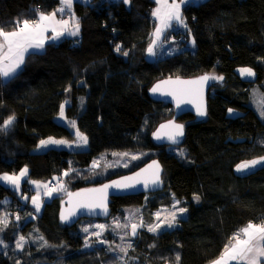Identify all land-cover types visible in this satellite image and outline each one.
<instances>
[{
  "label": "trees",
  "instance_id": "16d2710c",
  "mask_svg": "<svg viewBox=\"0 0 264 264\" xmlns=\"http://www.w3.org/2000/svg\"><path fill=\"white\" fill-rule=\"evenodd\" d=\"M60 6L59 0H0V27L11 30L17 20L35 19L40 11L48 14ZM155 6V0L75 2L71 13L79 20V36L47 44L43 52L29 54L11 79L0 78V124L15 116L0 131V175L27 168L22 190L28 191L29 182L45 183L71 167L85 169L99 154L153 152L151 159L163 168L162 190L148 194L145 204L146 195L113 198L111 215L144 205L150 221L152 209L169 206L174 198L182 201L187 216L159 234L140 230L130 255L137 264H176L177 255L179 264H209L238 230L249 222L264 223V168L247 177L234 173L240 162L264 156V123L247 105L250 88L264 84V0H205L184 6L187 29L176 37L189 38L192 47L184 42L174 54L149 61ZM240 67L251 68L255 80L241 79L236 73ZM201 74L223 79L208 93L204 120L195 121L190 114L178 119L185 125L179 148L186 153L177 156L152 142V132L172 117L173 109L154 102L148 89L161 79ZM61 104L63 118L87 137V149L37 151L46 138L72 140L71 130L59 120ZM230 109L240 115H228ZM72 176L69 192L105 181L89 184ZM195 196L199 203L192 201ZM64 198L54 197L30 218L21 195L0 184V214L11 217V224H0V264H119L101 249H83L77 225L59 222ZM30 231L51 250L27 246L14 253L16 238Z\"/></svg>",
  "mask_w": 264,
  "mask_h": 264
},
{
  "label": "snow or ice",
  "instance_id": "6c2138e0",
  "mask_svg": "<svg viewBox=\"0 0 264 264\" xmlns=\"http://www.w3.org/2000/svg\"><path fill=\"white\" fill-rule=\"evenodd\" d=\"M60 7L54 10L51 13H44L40 11L38 13L37 19H23L17 20L15 22L14 28L11 31H5L3 27H0V76L10 77L16 73L17 69L24 63V55L28 52L29 49H43L45 40L49 37L45 36L49 30L53 33L51 39H59V37L67 34L70 36H77L80 31L79 20L75 17L74 14L71 15V19H57V13H64L68 10L71 13L73 0H59ZM125 4H130L131 0H123ZM186 2V0H156V4L158 5L152 12V16L155 17L159 22L160 26L155 28L153 33L152 44L148 48V53L150 55H154V47L156 45L157 40L160 38L163 31L171 26L172 21H176L179 24H184V19L181 13V6ZM186 27V25H185ZM121 46H116V51H120ZM125 56L128 55L127 52L123 53ZM241 75L254 76L255 73L251 68H241L239 69ZM209 79H223V77L209 76L205 75L200 77L197 80L193 81H164L165 84L174 83L177 85H196L202 86ZM160 89V85H157L152 89L153 92H156ZM70 90V89H69ZM178 103L180 102V97L185 95H202V87H187V88H178L176 90ZM67 103V101L65 102ZM264 103V102H262ZM64 104L60 106V116L63 118L64 116ZM232 111L231 109L229 110ZM198 115H205L206 112L204 109L198 105L197 106ZM261 115L264 116V111H261ZM15 120V116H9L6 120L0 124V131L6 130L9 126L12 125ZM73 126H75V122H72ZM161 129H170V131L166 132L165 135L172 143H177V138L182 137L184 135V126L181 124H175L173 121H169L168 124L161 125ZM77 137L84 144L87 143V137L80 133L77 130ZM157 139L161 138V133L157 132L154 134ZM68 141L65 140H55L49 138L48 140H42L40 142L41 146H47L48 144H67ZM181 154H183L181 152ZM114 155H128L127 153ZM136 159V157H133ZM264 162V157L259 159H254L251 161H245L239 165H237V171L242 172L246 169H249L257 164ZM98 162H93V167L97 165ZM149 169L155 168V171L152 175L151 180H146L144 182V186L148 187V184L151 183L153 185H158L161 183L160 179V169L159 165L153 161L152 165L148 166ZM147 171V169L142 170ZM28 169L24 168L20 171L19 175H8L4 174L0 176V180L6 181L7 183L15 186L17 189L19 188L20 180L22 177L27 175ZM64 175H68V173H64ZM141 173H136L135 177H125L123 181H113L112 184H106L102 188L99 189H85L83 193H74L70 195L82 196L85 193H99L101 194L99 197V202L89 203L82 202L79 206L84 208H102L105 212L107 211L106 207V199H107V189L110 187L115 188H128L134 186L131 181L135 180L136 183L140 181L136 178L140 177ZM33 184H36L37 187H40V182L32 181ZM45 188H48L47 184L43 185ZM63 188V184L60 185V189ZM58 189H49L45 194L51 195L52 191H56ZM196 199H199L196 197ZM32 203L35 206L37 212L40 210V201L38 196L32 197ZM176 204H179V201H176ZM175 207V205L173 206ZM179 212L183 213L186 211L184 208L178 209ZM74 214V213H71ZM157 219L160 217V213H156ZM69 217L61 214L62 220H67ZM19 219V217H17ZM176 220V213H170V218H166L162 223H166L168 227H172ZM0 224H3L5 227L7 226V220L0 218ZM119 227H127V225H120L117 223L116 225ZM143 226L141 224H132L131 225V235L135 236L137 234L138 227ZM97 228L103 230L105 225H96ZM161 227V224H156L154 226H149L148 230L150 232H156L157 229ZM2 230V229H0ZM85 232L88 229H84ZM96 237H100L101 232L93 233ZM243 236L244 238H241ZM43 240V237H40ZM124 239V237H121ZM25 237L21 236L19 240L16 242V248L23 250V242ZM46 243V242H45ZM100 243H104V241H100ZM0 244H3V241L0 240ZM87 246V244H86ZM119 247V246H118ZM131 247V244H128L127 247H119V251L122 253H127V249ZM176 264H179L180 256H176ZM234 261L235 264H264V223H252L249 222L245 227L239 230V232L235 233L232 238L229 239L228 243L225 245L222 254L215 260L211 262V264H230V262Z\"/></svg>",
  "mask_w": 264,
  "mask_h": 264
},
{
  "label": "rangeland",
  "instance_id": "374dc122",
  "mask_svg": "<svg viewBox=\"0 0 264 264\" xmlns=\"http://www.w3.org/2000/svg\"><path fill=\"white\" fill-rule=\"evenodd\" d=\"M205 0H186V2L181 6L183 8L186 6L185 4L188 3H200ZM156 3V0H155ZM187 4V5H188ZM158 5L156 4L155 8ZM154 8V9H155ZM152 20L154 22V28L151 34V42L153 40V33L155 31V28L157 26H160V22L152 16ZM157 20V21H156ZM171 28V29H170ZM186 27L184 24L179 23H171V26L166 28L163 33L161 34L160 38L157 40L156 45L154 47V55H150L147 51L146 59L149 61H153L155 57L163 58L165 56H169L174 54L180 47L179 44L187 42V47H192V42L185 39L183 36L182 42H176L174 39L176 38L177 34H183L186 31ZM164 34V35H163ZM163 35V36H162ZM245 68L240 67L236 69V73L239 75V77L243 80H249L253 81L255 80L254 76H247V75H241L239 69ZM220 77L218 75H211ZM222 79H212V83H215V85H220L218 83ZM217 82V83H216ZM264 84L261 86H253L250 88L249 92V101L248 106L256 113L258 118L262 123H264V116L261 115V111H264ZM228 115L230 116H237L240 115L239 111L232 110L231 112L228 110ZM60 122L64 124L66 127H68L71 130V133L73 135L72 140H65V139H55V140H65L68 141L67 144H48L47 146H41L40 141L36 150L42 151L44 149H48L51 147L54 148H63L70 152L75 151H83L87 149V143L84 144L80 139L77 137L76 133L77 130L75 126H73L71 120H67L65 118L60 117ZM49 138L43 139L48 140ZM54 139V138H52ZM178 147H167V150L170 152H173L177 156H183L185 155V150ZM181 152L183 154H181ZM114 153L117 154H123L127 153L128 155H114ZM154 155L153 152H141V151H128V152H113V153H103L99 154L96 157H94L88 167L85 169H75L71 167L70 169L63 171L60 176H54L50 180H48L45 183L40 182V187L38 188L36 184H32L29 182V189L24 191L22 190L23 182H21V185H19V188L16 190L20 193V195L24 194V200L26 201L28 205V210L31 212L30 218H35L37 214H40L42 211L44 203L52 200L54 197H65L69 191L71 186V181L74 180V177L72 174H75V178H79L82 180H85L86 183L91 184V182L95 181H104L108 179L110 176L119 174V173H125L130 170H132L134 167L139 166L141 163H143L147 159H151V157ZM133 157H136V159H133ZM98 162L95 167H93V162ZM68 173V175H64V173ZM79 175V177H76ZM23 178V177H22ZM21 178V179H22ZM27 180V179H26ZM25 180V181H26ZM69 181L66 183L65 181ZM24 181V182H25ZM47 184L48 188H45L43 185ZM63 184V188L60 189V185ZM92 186V185H89ZM58 189L56 191H52L51 195H46L45 193L49 189ZM15 192V191H14ZM38 196L40 201V210L39 212L36 211L34 204L32 203V197ZM148 200L147 195L144 198V203ZM176 201H179L177 199L171 198V203L169 206H163V207H157L151 210V220L147 221L145 219V216L143 214V206H134V207H126L122 208L118 211V213H115L111 215L106 220H92V219H83L80 220L76 225V233L81 236L84 246L83 249H101L105 253H109L112 256H114L115 260L119 262V264H137L136 258L130 255V251L132 250L133 243L139 233L140 230H145L150 234H159L162 231L165 230H171L178 226V222L181 219L186 218L187 216V209L183 206L182 201H179V204H176ZM192 201L194 203H199V199H196V196L192 198ZM175 205V207H173ZM184 208L186 209L185 212L181 213L178 209ZM175 212L176 213V220L172 227H168L166 223H162V221H165L166 218H170V213ZM156 213H160L159 219H157ZM0 218L7 220V225L11 224V217L6 215L5 213L0 214ZM117 223L120 225H127V227H117ZM141 224L143 226L138 227L137 234L135 236L131 235V225L132 224ZM161 224V227L157 229L156 232H150L148 230L149 226H154L156 224ZM105 225V228L103 230L96 227V225ZM2 227H5L3 224H1ZM88 229L87 232L84 231V229ZM95 232H101L100 237H96L93 235ZM239 232V230L237 231ZM236 232V233H237ZM21 236L16 238L14 241V244L12 245V250L14 253H18L22 250L16 248V242L19 240ZM25 237V240L23 242V249L28 247H33L36 250H42L44 253L45 251L51 250V247L45 243L44 240H41L40 237L34 232L30 231L27 236ZM121 237H124V239H121ZM241 238H244L241 236ZM100 241H104V243H100ZM87 244V246H86ZM128 244H131V247L127 249V253H122L119 251V247H127ZM119 246V247H118ZM3 246L0 244V249ZM53 250V249H52ZM52 264H60L58 262L52 263ZM211 264V263H209ZM230 264H235L234 261L230 262Z\"/></svg>",
  "mask_w": 264,
  "mask_h": 264
},
{
  "label": "water",
  "instance_id": "95a60500",
  "mask_svg": "<svg viewBox=\"0 0 264 264\" xmlns=\"http://www.w3.org/2000/svg\"><path fill=\"white\" fill-rule=\"evenodd\" d=\"M209 75V74H201L195 77L191 78H182V77H171V78H165L158 80L154 82L150 88L148 89V95L149 97L157 103H164L172 107L173 109V115L170 119L160 123L152 132L151 139L152 142L157 145V146H166V147H178L183 144L184 141V135L182 137L177 138V143H172L167 136L165 135L166 132L170 131V129H161V125L168 124L169 121H173L175 124H181L184 126L185 125L178 121V119L185 114H190L194 117L195 121H202L206 118V114L201 116L198 115L197 113V106L200 105L204 111L206 112V105H207V96L208 93L213 85L212 79H209L206 81L202 86H196V85H177L174 83H168L165 84L164 81H193L197 80L202 76ZM211 76V75H209ZM157 85H160V89L156 92H153L152 89L156 87ZM187 88V87H202V95H185L180 97V102L178 103L177 100V94L176 90L178 88ZM160 132L161 133V138L157 139L156 136L154 135L155 133ZM185 134V133H184ZM264 156H259L255 157L249 160L245 161H251L254 159H259ZM153 161H155L159 165L160 169V179L161 183L158 185H153L151 183L148 184V187L144 186V182L146 180H151L152 175L155 171V168L149 169L148 166L153 164ZM242 161L239 164L245 162ZM238 164V165H239ZM264 168V162H261L260 164H257L249 169H246L245 171L238 172L237 166L234 168V173L239 176V177H247L250 175L255 174L257 171L261 170ZM147 169V171H142ZM136 173H141V176L136 178L140 182L136 183L135 180L131 181L134 186L128 187V188H115V187H110L107 189V199L105 201L107 211L105 212L102 208H84L80 207L79 205L82 202H89V203H96L99 202V197L101 194L99 193H85L82 196H75V195H70L74 193H83L85 189H99L102 188L106 184H112L113 181H123L125 177H135ZM162 175H163V168L158 161V159L154 158L151 159L138 168L124 173L122 175H119L117 177L105 180L104 182H101L96 185L92 186H87L83 188L76 189L74 191L69 192L65 198L61 201L60 206H59V211H58V220L61 224L67 226V227H72L76 225L80 220L83 219H92V220H106L109 218L112 214L111 209H110V204L111 200L113 198L117 197H123V196H137V195H148V194H154L157 192H160L163 188L162 184ZM64 214L68 216L69 218L67 220H62L61 219V214ZM74 213V214H71Z\"/></svg>",
  "mask_w": 264,
  "mask_h": 264
},
{
  "label": "crops",
  "instance_id": "0c3cea01",
  "mask_svg": "<svg viewBox=\"0 0 264 264\" xmlns=\"http://www.w3.org/2000/svg\"><path fill=\"white\" fill-rule=\"evenodd\" d=\"M91 1H92V0H73V4H74L75 2L90 3ZM108 1H120V0H108ZM121 1H123V0H121ZM170 2H171V0H170ZM187 4H188V3H186L185 5L187 6ZM190 4H195V3H191V2H190ZM190 4H188V5H190ZM72 6H73V5H72ZM181 10H182V8H181ZM71 15H72V13H70L68 10H66L64 13H57V19H69V20H70V19H71ZM37 18H38V16H37ZM156 21H157V20H156ZM174 22H176V21H172L171 23H174ZM176 23H177V22H176ZM184 25H186L185 22H184ZM13 28H14V26H13ZM13 28H12L11 30H13ZM170 29H171V28H170ZM186 29H187V28H186ZM11 30H5V31H11ZM185 31H186V30H185ZM183 33H184V32H183ZM52 35H53V33L51 32V30H49L47 33H45V36H46V37H49V38L45 40V44H44L43 49H29L28 52L25 53V55H24V61H25L26 57H27L29 54H32V53H41V52H43L47 44H50V43H58V42H60L61 40L65 39V38L76 39V38L79 36V34H78L77 36H70V35L65 34V35L59 37V39H55V40H53V39L50 38V37H52ZM163 35H164V34H163ZM163 35H162V36H163ZM156 59H158V57H155L154 60H156ZM23 64H24V63H23ZM23 64L20 66V68L17 69L16 73L13 74L12 76H10V77H3V76H0L1 80H3V81H7V80L11 79L14 75H16V74L20 71V69L22 68ZM23 169H24V168H23ZM19 173H20V171H19ZM19 173H17L16 175H19ZM27 174H28V172H27ZM3 175H4V174H2V175H0V176H3ZM8 175H9V174H8ZM26 179H27V175H26L25 177H23V178L20 180V184H19V185H21V182H24ZM30 183H32V182H30ZM0 184L3 185V186H5V187L10 188V189L13 190V191H15L16 194H20L19 192L16 191L17 188H16L15 186H13V185L7 183L6 181L0 180ZM32 184H33V183H32ZM23 196H24V195H21V201H22V202H26V201L24 200V197H23ZM8 201H9V200H3V204L8 203Z\"/></svg>",
  "mask_w": 264,
  "mask_h": 264
},
{
  "label": "built area",
  "instance_id": "2783aa9c",
  "mask_svg": "<svg viewBox=\"0 0 264 264\" xmlns=\"http://www.w3.org/2000/svg\"><path fill=\"white\" fill-rule=\"evenodd\" d=\"M35 19H37V18H35ZM174 40L176 42H182L183 41V38L182 37H176Z\"/></svg>",
  "mask_w": 264,
  "mask_h": 264
}]
</instances>
